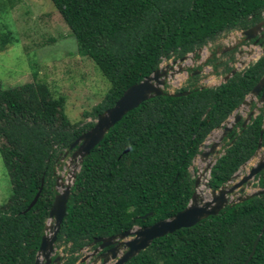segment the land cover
Masks as SVG:
<instances>
[{
    "label": "trees",
    "instance_id": "trees-1",
    "mask_svg": "<svg viewBox=\"0 0 264 264\" xmlns=\"http://www.w3.org/2000/svg\"><path fill=\"white\" fill-rule=\"evenodd\" d=\"M51 2L74 36L77 52L110 83L91 110L94 117L163 57L182 56L224 30L244 26L264 9V0ZM9 37L0 35V43ZM262 65L260 60L245 77L233 76L215 87H182L177 91L189 93L153 96L125 113L84 157L56 242L69 244L73 253L95 237L181 210L193 191L188 168L199 145L240 102L254 81L248 76ZM64 105L65 97L53 95L43 81L10 87L0 82V155L10 181L9 196L0 205V264H33L54 197L56 159L93 125L71 121ZM259 129V119L253 120L225 149L212 165L210 187L218 188L251 157ZM256 178L264 187V169ZM263 225L264 193L153 239L123 264H243L259 233L246 264H264Z\"/></svg>",
    "mask_w": 264,
    "mask_h": 264
},
{
    "label": "water",
    "instance_id": "water-1",
    "mask_svg": "<svg viewBox=\"0 0 264 264\" xmlns=\"http://www.w3.org/2000/svg\"><path fill=\"white\" fill-rule=\"evenodd\" d=\"M251 30L252 28L244 30L243 33L249 34ZM188 58V54H185L173 62L167 61L166 63L162 59L151 73L125 88L122 94L111 106L97 114L93 125L86 131L80 133L69 144L68 148L62 155L65 157L68 151H71L68 158V161L74 165V168L70 171L71 181L70 183H66L61 176H54V197L44 221L40 244L36 251L33 264H61L59 255L53 257L57 234L66 212L71 186L74 183L76 174L79 171L84 157L88 155L91 149L125 113L137 107L142 101L161 94L172 96L188 94L189 90L175 91L169 87L176 77H186ZM228 76L229 75L223 77L221 81H226ZM221 81L216 84H219ZM213 85L215 84L210 82L204 83L200 84L199 88L211 87ZM230 121L231 116L227 117L221 123V125L226 124L222 132L230 130V126L228 125L233 123ZM218 130L219 127L211 130L206 136V139L211 137L212 134ZM218 144L219 141L214 140L210 147L207 148L208 144L206 140L203 143L204 149L201 154L193 157V159H195L198 156L199 160L204 164L202 169L198 170L193 184L192 194L187 204L181 210L148 225H132L125 231L109 236L94 238L92 242H100V248L112 245L109 250L103 254L104 258L102 264L110 262V264H123L131 257L138 254L141 250L148 247L153 239L172 233L174 230L181 227L192 226L201 219L218 213L219 210L227 205L241 202L250 197L264 193V187H257L252 191L247 190L248 186L251 185L252 180L256 178L262 169H264V153L259 155L257 160L248 168L247 172L241 175L238 180L232 182L233 179L239 176V172L235 171L231 177H229L228 180L218 188L210 187L209 177L211 168L220 155V152H217ZM260 149L261 143L259 142L255 153L251 157L257 155ZM213 153L215 154L212 156ZM251 157L249 159H251ZM245 163L246 162L241 166H244ZM54 174L55 171L53 170V175ZM39 192L40 189L37 191L26 209H29L35 203ZM148 214H151V212L143 215L142 218L146 217ZM259 236L260 233L256 236L251 251L243 264H246L252 256Z\"/></svg>",
    "mask_w": 264,
    "mask_h": 264
},
{
    "label": "rangeland",
    "instance_id": "rangeland-1",
    "mask_svg": "<svg viewBox=\"0 0 264 264\" xmlns=\"http://www.w3.org/2000/svg\"><path fill=\"white\" fill-rule=\"evenodd\" d=\"M7 32L10 40L3 45L0 43L2 85L10 87L32 80L43 81L53 95L65 97V112L71 121L94 122L91 110L102 101L110 83L91 59L77 52L76 40L51 0H0V35ZM227 32L235 33L234 30ZM227 32L221 35L226 36ZM184 78L176 77L169 87L176 91ZM221 80L216 76L209 80L203 79L199 84H216ZM84 112L88 113L87 116L83 115ZM70 152L65 157L61 153L54 166V176H61L66 183H70V171L74 168L68 161ZM263 153L264 147L244 166H240L237 170L239 176L232 182L245 174ZM203 164L198 157L191 161L189 170L194 177ZM256 183L257 178L252 180L247 190L259 187ZM9 193L10 181L0 155V205L6 201ZM66 248V244L56 242L54 255H65ZM84 251L80 254H84ZM60 263L65 264L63 260Z\"/></svg>",
    "mask_w": 264,
    "mask_h": 264
},
{
    "label": "flooded vegetation",
    "instance_id": "flooded-vegetation-1",
    "mask_svg": "<svg viewBox=\"0 0 264 264\" xmlns=\"http://www.w3.org/2000/svg\"><path fill=\"white\" fill-rule=\"evenodd\" d=\"M248 18L251 19L252 15ZM250 28H252V30L249 34L243 33L244 30ZM231 30H234L235 33L231 32L229 34L227 32ZM226 32V36L221 35ZM185 54H188L189 56L188 66L186 69L187 75L183 81L184 85L182 84L178 87V89L182 87H199V83L203 79L209 80L216 76L223 78L226 75H229L226 81L233 76L245 77L246 70L250 66L256 65L260 60L263 62L262 68L254 69L255 72H252V74L248 76H253V84L244 93L243 98L227 116H231L230 122H233L228 125L230 126V130L222 132L226 124L221 125V123L227 118L226 117L218 126H216L219 127V130L212 134L211 139H206L205 137L203 142L199 145L198 152L195 155L199 156L201 154L204 149L203 143L206 140L208 144L207 148L210 147L214 140H217L219 141L217 152H220L219 150L223 148L218 156L219 158L224 153L225 149L232 144L237 135H239L250 123L253 122V120L256 119H259L260 123L258 143H261V148L264 147L262 144V138L264 135V9L244 26L224 30ZM182 56L174 57V55H171V58L164 57V62H173ZM224 82L221 81L219 84H215L212 87L218 86ZM214 154L215 153H213L212 156ZM195 177L192 175L194 181ZM93 240L94 238L73 253L69 252L68 244L65 250V255L60 256L58 254L60 256V260H63V263L65 264H74L75 262L76 264H102L104 258L103 254L108 251L112 245L100 248V242L93 243ZM83 250H85L84 254H80ZM56 255H53V257ZM72 257H74V259H72V262L69 263L70 258Z\"/></svg>",
    "mask_w": 264,
    "mask_h": 264
}]
</instances>
